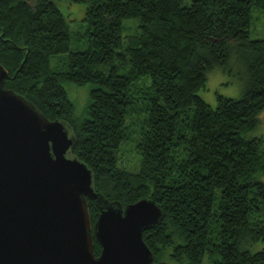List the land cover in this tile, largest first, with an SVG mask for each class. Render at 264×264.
Returning <instances> with one entry per match:
<instances>
[{
  "label": "trees",
  "instance_id": "obj_1",
  "mask_svg": "<svg viewBox=\"0 0 264 264\" xmlns=\"http://www.w3.org/2000/svg\"><path fill=\"white\" fill-rule=\"evenodd\" d=\"M57 1L0 0L4 86L66 122L70 153L90 168L97 192L123 207L148 197L162 209L161 222L142 232L153 264H168L166 255L183 264L205 255L264 264V249L241 248L264 240V148L248 136L264 109V39L249 38L252 5L264 0H67L87 3L88 47L75 51ZM124 18L138 20L125 43ZM65 52V69L52 68L50 59ZM233 55L245 66L243 93L217 95L212 108L197 92L208 71L231 69ZM63 82L90 84L79 121ZM134 135L141 158L130 171L118 158ZM87 202L93 226L98 209Z\"/></svg>",
  "mask_w": 264,
  "mask_h": 264
},
{
  "label": "water",
  "instance_id": "obj_2",
  "mask_svg": "<svg viewBox=\"0 0 264 264\" xmlns=\"http://www.w3.org/2000/svg\"><path fill=\"white\" fill-rule=\"evenodd\" d=\"M8 78L0 64V264H153L142 232L162 209L148 197L123 207L97 192L90 168L70 153L66 122L6 88ZM88 199L98 209L93 226Z\"/></svg>",
  "mask_w": 264,
  "mask_h": 264
},
{
  "label": "rangeland",
  "instance_id": "obj_3",
  "mask_svg": "<svg viewBox=\"0 0 264 264\" xmlns=\"http://www.w3.org/2000/svg\"><path fill=\"white\" fill-rule=\"evenodd\" d=\"M192 0H183V5H189ZM57 5L64 13H68L67 21L70 32V51L84 50L88 47L86 28L87 23L84 20L86 2H71L67 0H58ZM138 32V20L136 18H124L122 20V41L125 43L128 37ZM250 39H264V5H252L251 18L249 26ZM68 52L55 55L50 59V66L54 69H65ZM230 70L215 67L206 74V82L203 88L198 90L200 96L212 108L217 106V95L225 97H239L243 93L245 87V66L237 58L233 56L229 59ZM142 80H138L141 83ZM148 84V80L146 82ZM67 91L68 98L73 104V117L78 121L85 116V110L89 97L90 84L75 85L73 83L63 82ZM258 127L248 132V136H256L261 138V147L264 148V109L259 113ZM135 135L130 137L125 144V149L120 152L118 158V166L130 171L139 168L140 155L135 150ZM264 181V176L259 177ZM211 235H216L215 226H212ZM242 249H247L251 253L264 249V240H257L243 243ZM171 252V248L167 249V253ZM168 264H183L178 260H174L167 255L162 259ZM202 264H217L215 257L209 258L207 255L203 257Z\"/></svg>",
  "mask_w": 264,
  "mask_h": 264
}]
</instances>
